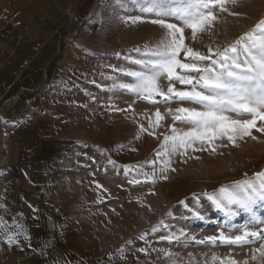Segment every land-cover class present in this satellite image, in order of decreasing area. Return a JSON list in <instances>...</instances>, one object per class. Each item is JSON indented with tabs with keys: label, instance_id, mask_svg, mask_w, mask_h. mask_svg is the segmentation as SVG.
<instances>
[{
	"label": "rangeland",
	"instance_id": "1",
	"mask_svg": "<svg viewBox=\"0 0 264 264\" xmlns=\"http://www.w3.org/2000/svg\"><path fill=\"white\" fill-rule=\"evenodd\" d=\"M73 2L0 0V217L18 221L30 237L9 247L0 236V264H213V256L256 264L253 246L196 241L237 235L249 223L239 205L229 219L205 194L264 171V134L253 130L257 139L237 146L218 141L214 152L177 153L162 176L156 152L172 120L155 136L140 133L155 106L115 87L130 78L113 68L135 69L125 57L138 58L133 50L154 45L163 30L147 16L124 22L144 15L136 0H90L73 25L64 19ZM227 7L235 15L217 11L212 34L193 42L186 29V43L205 53L208 45L223 49L264 19V0ZM129 106L134 111L119 110ZM125 166L133 168L127 175ZM138 168L155 172V183L144 182ZM134 178L141 183L129 184ZM254 213L264 218V204ZM161 220L168 227L152 232ZM181 230L188 235L180 242L161 239Z\"/></svg>",
	"mask_w": 264,
	"mask_h": 264
},
{
	"label": "snow or ice",
	"instance_id": "2",
	"mask_svg": "<svg viewBox=\"0 0 264 264\" xmlns=\"http://www.w3.org/2000/svg\"><path fill=\"white\" fill-rule=\"evenodd\" d=\"M136 2L139 12L144 15L126 17L124 22H144L147 16L148 22L158 25L163 33L154 45H145L143 50L134 49L139 54L138 58L125 57L129 63L137 66L135 69L113 68L114 72L130 78V82L114 81V86L155 106L154 113L146 117L148 126L139 125L140 133L155 136V130L163 127L166 117L171 118L168 134L164 135L156 152V158L162 161L159 169L161 175L170 168L171 156L177 153L187 155L189 149L195 152L207 151L209 148L214 152L218 141L226 140L237 146V142L245 138L256 140L253 130L264 134V19L234 43L223 49L208 45L205 53L186 43L185 30H190L193 42L203 35H211L218 20L217 11L235 15L227 6L238 5L242 0ZM162 81L167 82L166 87H162ZM161 105L165 108L163 113L160 111ZM119 110L134 111L131 106L129 109ZM228 113L247 118H232ZM109 163L114 162L110 160ZM152 163L155 165V161ZM132 170V166H125V175ZM137 175L143 176L144 182L155 183V172L150 176L138 168ZM128 183L136 185L141 180L134 178ZM205 195L229 219L233 216V205H239L248 211L251 218L249 223L237 229V235H226L221 231L219 236H207L196 242H208L212 245L220 242L241 248L253 246L250 260L256 264H264V218H258L254 213L257 203L264 204V171L255 173L253 178L237 182L231 189L225 187L217 193ZM180 203L185 209L192 211L185 201ZM195 214L197 218L203 219L198 211ZM167 227L161 220L158 225L153 226L152 232ZM187 235L181 230L179 234H166L161 239L169 243L180 242ZM0 236H3L4 243L9 247H20L21 238L24 241L30 240L23 225L18 221L10 224L3 217H0ZM140 238L145 239L144 235ZM190 239L196 238L193 236ZM257 244L259 246L255 247ZM165 255L171 260V252H166ZM212 261L213 264L217 261L218 264H249L248 259L238 262L231 257L213 256ZM172 264L177 262L173 260Z\"/></svg>",
	"mask_w": 264,
	"mask_h": 264
},
{
	"label": "built area",
	"instance_id": "3",
	"mask_svg": "<svg viewBox=\"0 0 264 264\" xmlns=\"http://www.w3.org/2000/svg\"><path fill=\"white\" fill-rule=\"evenodd\" d=\"M74 2L69 4L64 10V19L68 21L70 24H80L81 23V11L86 3L90 2V0H73ZM39 52V48L36 47L34 49V53L37 54ZM24 66H28V61L24 62ZM31 102H27V106H31Z\"/></svg>",
	"mask_w": 264,
	"mask_h": 264
},
{
	"label": "crops",
	"instance_id": "4",
	"mask_svg": "<svg viewBox=\"0 0 264 264\" xmlns=\"http://www.w3.org/2000/svg\"><path fill=\"white\" fill-rule=\"evenodd\" d=\"M45 15L47 16V14H45ZM47 17H48V16H47ZM47 17H46V18H47ZM52 22H53L52 24H54V21H52ZM37 54H38V53H37ZM37 54H35V53L32 52V54L30 55V58H32L33 56H35V55H37ZM30 58H29V59H30Z\"/></svg>",
	"mask_w": 264,
	"mask_h": 264
}]
</instances>
